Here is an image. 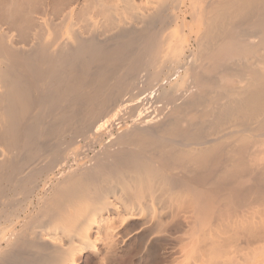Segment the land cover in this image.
Segmentation results:
<instances>
[{
    "label": "bare ground",
    "instance_id": "1",
    "mask_svg": "<svg viewBox=\"0 0 264 264\" xmlns=\"http://www.w3.org/2000/svg\"><path fill=\"white\" fill-rule=\"evenodd\" d=\"M0 264H264V0H0Z\"/></svg>",
    "mask_w": 264,
    "mask_h": 264
}]
</instances>
